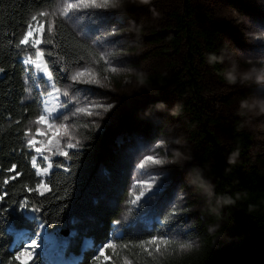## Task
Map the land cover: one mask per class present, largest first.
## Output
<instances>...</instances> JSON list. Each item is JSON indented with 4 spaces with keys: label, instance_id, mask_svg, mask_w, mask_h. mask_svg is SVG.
<instances>
[{
    "label": "trees",
    "instance_id": "obj_1",
    "mask_svg": "<svg viewBox=\"0 0 264 264\" xmlns=\"http://www.w3.org/2000/svg\"><path fill=\"white\" fill-rule=\"evenodd\" d=\"M128 3L133 10L142 5L141 0ZM194 3V0H170L156 15V23L151 19L145 23L151 30L165 23L169 32L152 34L149 40L161 47L157 49L160 56L172 53L183 65L176 73L163 72L151 77V85L172 88L181 99L198 100L199 72L195 65L208 64L220 73L221 61L217 30L207 28V23L200 21V8ZM54 7L55 0H0V68L4 69L0 72V195L4 196L0 201V216L7 218L0 223V264H22L13 257L26 240H31L29 236L35 238L37 231L41 234L39 223L45 219L47 232L69 244L66 256H83V264H95L98 247L113 238V223L121 214L115 203L122 202L128 193L130 164L123 154L122 143L118 142L116 127L100 132L84 131L82 147L69 152L71 160L52 158L53 170L44 179L51 191L42 196L36 189L43 180L32 164L34 154L27 147L26 129L38 109L25 102V79L33 68L22 63L21 47L16 45L30 15ZM50 39L52 45L47 49L53 55L47 58L57 61L56 69L73 66L76 57L72 52L81 42L98 53L61 18L52 23ZM81 54L82 63L89 59ZM50 66L53 67L51 63ZM43 93H35L37 106H41ZM185 104L186 109L193 110L190 101L186 100ZM203 138L207 143L202 146L199 160L211 178V193L217 201L211 207L216 210L208 208L204 220L198 224L194 235L200 237L199 246L166 264H264V160H252V138L247 132L232 131L227 149L212 137ZM38 163L44 166L43 161ZM59 163L72 171L58 168ZM25 200L28 208H19V203ZM33 207L40 211L32 212ZM29 213L37 219L28 217ZM210 225L215 227L212 232L208 229ZM21 232L27 235L22 234L17 240ZM157 234L156 229L142 228L137 235L127 229L115 241L135 248L141 240ZM86 238L92 244L83 248ZM29 264L53 263L38 255Z\"/></svg>",
    "mask_w": 264,
    "mask_h": 264
},
{
    "label": "rangeland",
    "instance_id": "obj_2",
    "mask_svg": "<svg viewBox=\"0 0 264 264\" xmlns=\"http://www.w3.org/2000/svg\"><path fill=\"white\" fill-rule=\"evenodd\" d=\"M169 1L153 0L151 2L148 0L147 3L142 2V5L133 10L134 8L128 3L129 0H112V5L108 10H104L102 15H91L90 13L93 11L101 10L88 9L76 12L72 15V19L66 20L61 14L65 0H55L54 8L29 16L28 24L34 23L33 17H37L38 22L43 24L45 31L42 38L45 41H51L52 23L61 18L78 36L88 41L97 52L100 51V48L94 37L100 34L101 28H107L109 31L117 33L113 39L118 43L109 45L106 50L115 53V56L111 57L112 59L124 61L118 65L122 70L112 73L110 67L105 65L102 60V65H94L90 58L86 59L83 63L98 74L103 87L97 85L77 86L80 89H91L88 92L68 89L72 96L69 108L75 104L89 108L93 112H101V116L95 117H89L86 113H78L76 117L67 122L70 125L69 131L80 141V145L84 143L81 136L84 131L100 132L108 127H116L118 142L122 143L123 154L130 164L128 193L122 202L115 203L121 208L118 219L121 224L113 223L111 232L113 238L101 243L96 255H99V249L110 241L115 244V247L104 250L105 256L109 257L108 260L101 257V261H96L95 264H166L169 260L180 257L199 246L200 237L195 236L194 233L198 230V224L204 220V212L208 208L215 211L216 209L211 206L217 203L211 193V178L203 170L199 160L202 146L207 143L204 136L212 137L221 147L227 149L232 131L247 132L252 138L250 152L252 160L258 162L264 160V116L255 117L249 122L247 117L240 114L242 100L264 97L253 94L249 87L252 82L232 84L227 79V74L236 63H239L241 69L261 67L258 63L249 64L246 61L261 59L259 56L253 58L248 53L253 51L254 47L251 38L261 35L258 31L250 30V26L253 22L264 23V0H194V5L200 8V21L206 22L207 28L217 30L221 61L220 73L208 64L195 65L199 72L200 96L198 100L181 99L172 88L151 85V77L163 72L176 73L183 66L181 60L172 56V53L160 56V50L157 49L161 47H156L149 40L152 34L164 35L169 32L164 27L165 23L157 25L153 30L148 28L145 23L150 19L156 23V15L160 10L165 9V5ZM117 4L118 6H114ZM43 12L49 13V15L39 16ZM26 27L21 32V38L25 34ZM51 45L52 43L41 45V48L46 50V59H48L47 51L49 50L47 48ZM34 51L30 46H21L23 64L27 54ZM26 66L32 67L33 72L28 74L25 79L27 87L25 102L35 105L38 109L37 116L26 129L27 139H35L37 147L42 149V153L37 152L28 143L27 147L36 158L35 169L38 173V169L47 167L48 161L44 160V156H48L50 160L53 157L63 158L62 156H53L39 143L46 137L40 135L38 129L47 131L45 125L38 123L39 116L44 113V102L48 101L51 105L57 101L54 97L43 93L40 101L41 106H37L35 93L45 92L46 88L51 91L50 84L45 74L36 70L34 66ZM72 68L73 66L69 67V69ZM57 86L66 87V82L64 85L57 84ZM60 100L68 102L67 97L61 96ZM89 100L105 105L110 104L112 107L107 111L97 109L88 104ZM186 100L191 102L192 111L186 109ZM161 103L166 107L159 108ZM61 111L67 112V109H61ZM93 120L96 123H93ZM141 138L145 145L150 147L137 154L138 140ZM161 140H163V144L160 143ZM76 149H67L65 144V150L68 152ZM177 153L183 154L187 159L182 163H175ZM147 155H153L166 161L164 165H151V175L155 177L154 181L150 180L148 176H142L139 169V163ZM38 161H43L44 166L41 167ZM197 172L201 173L202 180L210 188V192L206 191L204 187L191 183ZM49 174L47 176L39 175L43 183ZM166 178V191L154 198L150 204L143 205V207L132 204L131 201L135 199L136 195H139L142 188L137 181L143 179L152 183V189L145 192V195L137 202L143 204V201L147 200L159 183ZM47 192L46 190L44 194ZM173 207L178 210L185 209V211L178 212L179 218L175 220H172L171 216ZM32 215L29 213L28 217H32ZM156 216L161 217V223H163L164 217L172 222L161 229L159 224L154 225L153 223ZM133 221L138 223L135 227H130L129 225ZM142 228L156 229L157 235L162 232L168 233L170 235L166 238L172 239L174 243L161 246L160 250L156 251L152 245L141 246L144 241H148L152 237L141 240L135 248L122 246L115 241L122 237L127 229H131L133 234L137 235L141 233ZM208 229L212 232L215 227L210 225ZM24 233L18 234L17 240ZM46 233L55 244L65 243L58 241L56 235L47 232L45 227L40 236L43 237ZM186 242H191L194 246L181 249L179 245ZM30 243L31 240H26L24 247ZM91 244L92 242L86 238L83 248H88ZM29 251H33V256L25 257L23 264L31 263L41 251L47 252L45 257L53 264H59L61 259L52 249L51 243L47 249L45 244L41 243L40 249H29ZM69 257H73V255H65V259Z\"/></svg>",
    "mask_w": 264,
    "mask_h": 264
},
{
    "label": "snow or ice",
    "instance_id": "obj_3",
    "mask_svg": "<svg viewBox=\"0 0 264 264\" xmlns=\"http://www.w3.org/2000/svg\"><path fill=\"white\" fill-rule=\"evenodd\" d=\"M112 5V0H65V3L61 9V14L66 20L72 19V15L76 12L83 11V10H101L99 12L93 11L90 13L91 15H102L104 10H108ZM49 13L43 12L40 13L39 16L46 17ZM32 21L34 23H29L26 27L25 34L19 40V43L16 45L17 48L21 46H30L35 51L31 54H27V58L24 60V64L29 66H34L36 70H39L43 74L47 76V79L50 84L51 91H48L47 88L44 90L47 96L54 97L57 103L49 104L48 101L44 102V113L39 116L38 123L45 125L47 131L43 129H38L40 135L46 137V139L41 140L39 143L43 146V149H46L48 152H51L53 156H62L66 157L67 159L71 160V156L69 152L65 150V144L67 149H76L78 147H82L80 145V141L77 140L69 131L70 125L67 123L72 118L76 117L78 113H86L89 117L101 116L100 111L93 112L89 108L80 107L78 105L73 104L71 108H69V103L72 102V96L69 94L68 89H73L74 91H91V89H80L78 85H97L103 87L101 80L99 79L98 74L94 73L90 70L86 64L82 63V59L84 58L81 53L87 55L93 62V64H99L102 60L105 65L110 67V71L112 73H116L121 71L122 69L118 67V65L124 63L121 59H112L111 57L115 56V53L109 52L106 49L109 45H115L118 42L115 41L113 38L117 35L115 31H109L107 28H101L100 34L96 35L95 42L100 48L98 53H94L91 49L85 48L83 43H80L78 49L73 50L72 55L76 57L73 62V68L69 69L64 67L62 69H56L55 64L57 61H50L46 59V50L41 48L42 44H51L52 41H45L43 37V33L45 31L43 24H40L37 20V17H33ZM250 30H255L261 33L260 36L252 37L251 42L253 43V51L249 52L248 55L252 56L253 58L259 56L264 58V23H255L253 22L250 26ZM57 57H59V52L55 53ZM47 55L51 57L53 55L52 50L47 51ZM50 63L53 67L50 68ZM4 69L0 68V72H3ZM65 73V75H59L58 73ZM54 73H57L54 76ZM58 81L66 82V87H58ZM251 91L254 95L259 97H264V84L252 82L249 85ZM67 97L68 102H64L60 100V97ZM89 105L97 109H104L105 111L110 110L112 105L108 104L105 105L104 103H95L91 100L88 101ZM61 109H67V112L61 111ZM60 121V123H57ZM93 123H96L93 120ZM64 141V143H62ZM27 143L34 148L37 152L42 153V149L37 147V141L35 139H29ZM163 144V140L160 141ZM138 153L143 152L150 146L145 145L142 138L138 140ZM44 160L48 161L47 167H43L38 169V175L47 176L53 168V163L49 159L48 156H44ZM166 163L165 160L157 158L153 155L144 156L143 160L139 163V169L141 170L142 176H148L150 180L154 181L155 177L151 175V165H164ZM32 164L36 166V158H32ZM15 165H13V168ZM58 168H64L65 172H71V167H65L63 163H59L57 165ZM167 178L164 181L159 183V186L152 192V195L148 197L147 200L143 201V204H138L137 202L140 201L141 197L145 195V192L150 191L152 189V183L149 180H139L137 181L138 184L142 186L141 190L139 191V195L135 196V199L132 200L133 205H137L138 207H143V205L150 204L152 200L158 197L167 189ZM36 189L39 190L40 195H44L45 191H51V188L46 183H38L36 185ZM31 191V189H30ZM7 193H5L6 195ZM4 200V196L0 195V201ZM19 208L25 209L28 208V202L25 200L18 205ZM32 212H39L40 209L38 207H33L31 209ZM185 211V209L180 208L179 210L176 207H173L171 212L172 220L178 219V212ZM6 217L0 216V223L6 221ZM31 219L35 220L36 217H31ZM167 217H164L163 223H161V217L156 216L154 219V225L159 224L161 229H163L166 225L171 223ZM45 223L47 220H42L39 223V230H43L45 227ZM116 223L119 225L121 224L120 220H117ZM137 221H133L130 227H135ZM27 235V234H23ZM170 234L162 232L160 235H154L148 241H144L143 245H152L155 247L156 251H159L161 246H168L173 244L174 241L172 239L166 238ZM31 239V243L27 244L22 251H18L13 257L14 260L21 261L23 264L24 258L28 257L31 258L33 256V251H29V249H40L41 243L45 244V248H48V245L52 244V249L55 251L56 255H58L61 259L59 264H83V256L80 257H69L65 259V255L68 251L69 244L65 242L62 245L55 244L51 240V237L46 233L43 237L39 235V231L35 234V238L28 237ZM26 243V241H25ZM194 245L191 242L181 243L179 247L181 249L192 248ZM115 244L113 242H109L104 244L102 248L99 249V255L95 256V261H101V257L104 260H108L109 257L105 256L104 250L108 248H114ZM87 250V249H85ZM47 254L46 251H41L39 253L40 257H44ZM151 255V253H149Z\"/></svg>",
    "mask_w": 264,
    "mask_h": 264
},
{
    "label": "clouds",
    "instance_id": "obj_4",
    "mask_svg": "<svg viewBox=\"0 0 264 264\" xmlns=\"http://www.w3.org/2000/svg\"><path fill=\"white\" fill-rule=\"evenodd\" d=\"M143 3H147L148 0H141ZM114 6H118L114 5ZM215 59V58H214ZM249 64H260L261 67L256 68L252 67L249 69H241L239 67V63H236L232 70L227 74V79L230 83L236 84L238 82H256L264 84V58H261L259 61L255 59L246 61ZM159 108L163 109L166 107L163 103H161ZM240 114L248 118L249 122L258 116H264V98H251L245 99L240 102ZM187 159L181 153L176 154L175 163H182L183 160ZM191 183L194 185H199L200 187H204L206 191L210 192V188H208L203 180L200 172L196 173L194 179L191 180Z\"/></svg>",
    "mask_w": 264,
    "mask_h": 264
},
{
    "label": "water",
    "instance_id": "obj_5",
    "mask_svg": "<svg viewBox=\"0 0 264 264\" xmlns=\"http://www.w3.org/2000/svg\"><path fill=\"white\" fill-rule=\"evenodd\" d=\"M64 235H65V236L68 235V231H66V233H64Z\"/></svg>",
    "mask_w": 264,
    "mask_h": 264
}]
</instances>
